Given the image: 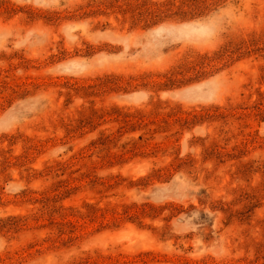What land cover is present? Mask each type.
Returning <instances> with one entry per match:
<instances>
[{"label": "rangeland", "instance_id": "1", "mask_svg": "<svg viewBox=\"0 0 264 264\" xmlns=\"http://www.w3.org/2000/svg\"><path fill=\"white\" fill-rule=\"evenodd\" d=\"M0 264H264V0H0Z\"/></svg>", "mask_w": 264, "mask_h": 264}, {"label": "trees", "instance_id": "2", "mask_svg": "<svg viewBox=\"0 0 264 264\" xmlns=\"http://www.w3.org/2000/svg\"><path fill=\"white\" fill-rule=\"evenodd\" d=\"M188 1L192 2V1H195V0H188ZM189 9L188 10H182V11H183L184 14H187V13L191 12V10L194 9V5L193 6H190ZM151 15H152V13H151ZM153 16L156 17V14L155 15L153 14Z\"/></svg>", "mask_w": 264, "mask_h": 264}]
</instances>
